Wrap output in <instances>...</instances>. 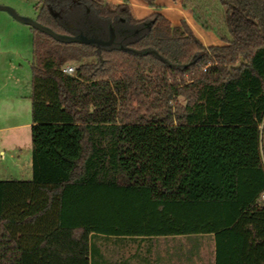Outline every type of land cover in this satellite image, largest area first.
Wrapping results in <instances>:
<instances>
[{
  "label": "trees",
  "instance_id": "1",
  "mask_svg": "<svg viewBox=\"0 0 264 264\" xmlns=\"http://www.w3.org/2000/svg\"><path fill=\"white\" fill-rule=\"evenodd\" d=\"M182 3L223 44L127 0H41L55 33L114 38L33 27L32 177L0 180V264H120L127 236L160 235L264 264V0Z\"/></svg>",
  "mask_w": 264,
  "mask_h": 264
},
{
  "label": "crops",
  "instance_id": "2",
  "mask_svg": "<svg viewBox=\"0 0 264 264\" xmlns=\"http://www.w3.org/2000/svg\"><path fill=\"white\" fill-rule=\"evenodd\" d=\"M107 1L116 5L124 0ZM127 1L132 5L138 18L145 17L157 10L173 26L180 25L181 21L185 20L203 44H223L214 32L204 29L195 20L192 8L183 5L182 0H155L157 9L149 6L145 0ZM0 98L3 104L10 101V98L3 91L0 92ZM13 100L14 102L23 101L19 97H13ZM21 119L22 115L21 113L18 114L16 109L8 114L0 112V160L3 162L9 159L14 164V171L12 172L14 174H9L8 171L2 170L5 174L2 172L0 180H25L32 177L31 137L29 130L31 124L30 120L23 123L20 121ZM26 126L28 132L24 129ZM110 247L112 248L113 246ZM102 251L106 253L105 246ZM106 257L115 260L108 254H106ZM119 262L120 264H214V243L212 239L206 237L186 235H160L152 238H137L136 241H132L127 236L125 243L119 246Z\"/></svg>",
  "mask_w": 264,
  "mask_h": 264
},
{
  "label": "rangeland",
  "instance_id": "3",
  "mask_svg": "<svg viewBox=\"0 0 264 264\" xmlns=\"http://www.w3.org/2000/svg\"><path fill=\"white\" fill-rule=\"evenodd\" d=\"M40 4L41 0H0V5L14 11L11 14L0 9V92L3 91L10 98V101L4 104L0 98V112L8 114L16 109L18 114L22 115L20 121L24 123L30 120V124L32 122L30 65L33 60V27L24 23L21 18L34 20ZM67 64L74 65L75 62ZM13 97H19L23 101L14 102ZM24 129L28 132L27 126ZM261 154L264 162V129L261 132ZM13 165L12 160L3 162L0 160V176L5 170L9 174H14Z\"/></svg>",
  "mask_w": 264,
  "mask_h": 264
},
{
  "label": "water",
  "instance_id": "4",
  "mask_svg": "<svg viewBox=\"0 0 264 264\" xmlns=\"http://www.w3.org/2000/svg\"><path fill=\"white\" fill-rule=\"evenodd\" d=\"M0 9L1 10H6L8 11L9 13L13 14L14 11L8 7H5L3 5H0ZM21 20L24 22V23H27L29 25H31L32 27H36L38 29H41L47 33H49L50 35H52L53 37H55L56 39H59V40H62V41H83V42H95L97 44H103V45H107V44H110L112 41H113V38H114V32H113V28H109V38L107 40H101L99 38H97L96 36H85L83 34H78V35H62V34H58V33H55L54 31L40 25L39 23H37L35 20L33 19H27V18H21ZM70 26V25H68ZM243 57L241 56L240 57V61L238 64H236L235 66L233 67H230V71L232 68H240L242 63H243Z\"/></svg>",
  "mask_w": 264,
  "mask_h": 264
},
{
  "label": "built area",
  "instance_id": "5",
  "mask_svg": "<svg viewBox=\"0 0 264 264\" xmlns=\"http://www.w3.org/2000/svg\"><path fill=\"white\" fill-rule=\"evenodd\" d=\"M64 71H66L67 73H73L74 72V66L73 65H69V64H66L65 66H64ZM260 198L261 199H264V192H262L261 194H260Z\"/></svg>",
  "mask_w": 264,
  "mask_h": 264
}]
</instances>
